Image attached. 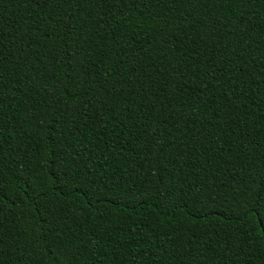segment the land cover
<instances>
[{
	"label": "trees",
	"instance_id": "trees-1",
	"mask_svg": "<svg viewBox=\"0 0 264 264\" xmlns=\"http://www.w3.org/2000/svg\"><path fill=\"white\" fill-rule=\"evenodd\" d=\"M0 264H264V0H0Z\"/></svg>",
	"mask_w": 264,
	"mask_h": 264
}]
</instances>
